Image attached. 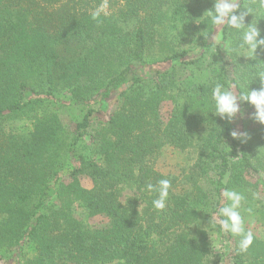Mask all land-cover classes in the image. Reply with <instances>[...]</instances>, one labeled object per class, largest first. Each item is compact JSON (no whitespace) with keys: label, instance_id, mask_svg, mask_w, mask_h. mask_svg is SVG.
<instances>
[{"label":"trees","instance_id":"1","mask_svg":"<svg viewBox=\"0 0 264 264\" xmlns=\"http://www.w3.org/2000/svg\"><path fill=\"white\" fill-rule=\"evenodd\" d=\"M104 1L0 0V264H204L212 233L232 241L231 264H264L262 240L240 252L214 216L209 224L227 187L264 227V125L247 103L239 129L237 117L200 112L216 82L239 94L264 49L256 60L227 54L239 34L226 26L213 45L217 27L203 20L213 0H118L106 14ZM257 27L264 37V19ZM113 98L108 120L93 123L94 107ZM75 106L83 113L66 131L58 111ZM232 130L248 135L234 140ZM165 146L194 156L182 175L147 162ZM161 179L172 186L156 210L146 186ZM125 189L133 194L122 200ZM75 206L107 225L89 227Z\"/></svg>","mask_w":264,"mask_h":264},{"label":"clouds","instance_id":"2","mask_svg":"<svg viewBox=\"0 0 264 264\" xmlns=\"http://www.w3.org/2000/svg\"><path fill=\"white\" fill-rule=\"evenodd\" d=\"M255 17L257 22L264 19V0H255V6L248 4H239L236 0H213V8L206 11L203 20L207 26L210 24L213 28L226 26L228 30H235L239 34L238 42L233 44L229 42L226 45L227 54L235 57L244 56L256 60L258 49H264V37L261 36L254 20L246 24L247 16ZM258 18V19H257ZM208 32V27L207 31ZM211 32L202 35L207 40ZM219 41V37H215ZM201 49V48H200ZM250 75L245 77L243 90L237 94L232 91L231 85L216 82L211 90V101L207 99L203 102L202 114L212 113L222 120L233 122L241 114V103H247L254 107L252 119L264 125V62L256 60L255 65L250 67ZM259 78L261 87L259 89L249 90L250 81ZM230 136L234 140H243L247 137L246 132L232 130ZM169 179H161L157 185L147 184L149 192H156L158 195L152 200V205L156 210H164L167 205L169 190L171 188ZM222 201L217 206L213 216L216 218L215 223H211L213 229L217 228L218 232L230 235L237 240V247L240 252H247L252 246L255 236L252 231L245 227V218L241 215L242 204L247 201L246 195L239 190L225 187L221 191ZM246 211L251 214L252 209ZM209 226V225H208Z\"/></svg>","mask_w":264,"mask_h":264},{"label":"rangeland","instance_id":"3","mask_svg":"<svg viewBox=\"0 0 264 264\" xmlns=\"http://www.w3.org/2000/svg\"><path fill=\"white\" fill-rule=\"evenodd\" d=\"M118 0H106L99 7L98 11L101 13H111L117 9ZM222 26L215 29V33L212 37L213 45L217 44L215 37H220V31ZM117 106V101L115 98L108 100L100 106H95V114L92 117V122H105L108 120L109 116L115 111ZM172 109L171 101H164L159 107L160 119L163 124H165L169 118ZM82 108L79 106L71 107L66 110L58 111V117L61 125L66 131H71L73 129L75 121L82 115ZM244 114L241 113L236 119V128H240V121L242 120ZM93 133L90 131L89 135ZM89 139V137H87ZM193 157L187 152H181L171 146H165L157 154L150 156L147 162L153 169L164 175L180 176L183 172L192 165ZM80 181L83 187L91 188V180L86 177H80ZM201 185L205 187V184L201 182ZM133 192L130 189H125L122 193V200L126 196H130ZM261 198L264 199V195L260 194ZM74 216L79 220L86 223L89 227L100 228L107 225V220L103 216L85 217L82 214L81 209L75 206L73 209ZM245 227L252 231L254 236L259 238L264 242V227L258 223L254 217L245 216ZM209 244L211 253L206 259L204 264H231L229 259V251L233 247L232 241H227L222 236L217 233H212L209 236ZM111 264H117L116 262Z\"/></svg>","mask_w":264,"mask_h":264}]
</instances>
